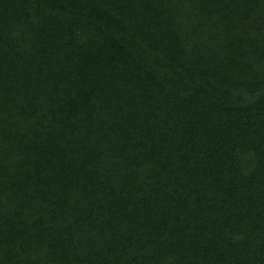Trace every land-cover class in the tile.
I'll return each mask as SVG.
<instances>
[{"label": "trees", "instance_id": "obj_1", "mask_svg": "<svg viewBox=\"0 0 264 264\" xmlns=\"http://www.w3.org/2000/svg\"><path fill=\"white\" fill-rule=\"evenodd\" d=\"M0 264H264V0H0Z\"/></svg>", "mask_w": 264, "mask_h": 264}]
</instances>
